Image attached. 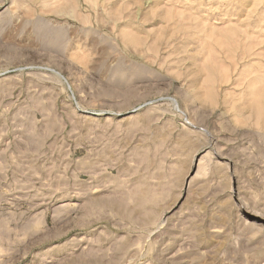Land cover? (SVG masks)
I'll use <instances>...</instances> for the list:
<instances>
[{"label": "rangeland", "instance_id": "1", "mask_svg": "<svg viewBox=\"0 0 264 264\" xmlns=\"http://www.w3.org/2000/svg\"><path fill=\"white\" fill-rule=\"evenodd\" d=\"M0 264H264V0H0Z\"/></svg>", "mask_w": 264, "mask_h": 264}]
</instances>
